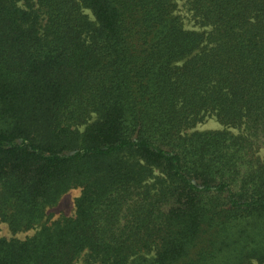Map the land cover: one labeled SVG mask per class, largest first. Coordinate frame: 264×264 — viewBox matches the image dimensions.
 I'll return each mask as SVG.
<instances>
[{"label":"trees","instance_id":"obj_1","mask_svg":"<svg viewBox=\"0 0 264 264\" xmlns=\"http://www.w3.org/2000/svg\"><path fill=\"white\" fill-rule=\"evenodd\" d=\"M0 219V264H264V0H0Z\"/></svg>","mask_w":264,"mask_h":264},{"label":"rangeland","instance_id":"obj_2","mask_svg":"<svg viewBox=\"0 0 264 264\" xmlns=\"http://www.w3.org/2000/svg\"><path fill=\"white\" fill-rule=\"evenodd\" d=\"M87 14H90L89 11H86ZM179 14L183 17L185 25L188 29H195L200 30V28L194 26L193 22H191L186 13L180 10ZM92 18V16H91ZM218 130H226L220 123L216 121L214 118H207L204 122L199 124L195 131H218ZM234 134H239L238 130L229 129ZM81 194L80 189H72L69 192L65 193L62 198L60 199L59 203L47 210V217L45 223L47 225H52L59 219L66 217V218H73L76 214V201ZM39 229L30 230L27 232H20V233H13L8 224L4 223L0 219V238L5 239L7 241L11 240H26L28 238L33 237ZM76 264H86L85 259L82 257L80 258Z\"/></svg>","mask_w":264,"mask_h":264}]
</instances>
